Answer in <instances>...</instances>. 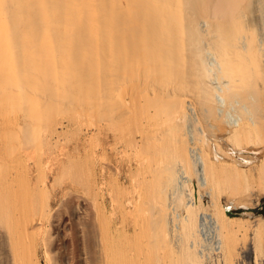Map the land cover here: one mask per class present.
Instances as JSON below:
<instances>
[{"label": "bare ground", "instance_id": "obj_1", "mask_svg": "<svg viewBox=\"0 0 264 264\" xmlns=\"http://www.w3.org/2000/svg\"><path fill=\"white\" fill-rule=\"evenodd\" d=\"M261 88L264 0H0V264H136L135 260L143 261L134 255L139 247L146 256V246L133 244L132 235L137 230L127 212L108 216L98 208L94 210L90 200L71 186L74 180L62 185L63 197H59L54 180H49V174L58 168L52 166V156L60 132L52 127V114L47 116L45 108L58 102L60 109L68 111L70 106L81 105L79 95L86 91L93 102L88 107L82 105L99 115L93 123L94 132L107 134L119 120L130 117L136 127L132 132L142 129L145 133L140 140L133 134L130 143L134 148L147 146L146 137H151L145 136L150 133L147 127L154 120L164 115L171 120L167 135H171L168 149L172 156L167 162L158 158L157 165L163 164L155 177L156 198L151 196L157 218L165 213L167 217H162L167 221L162 227V219L160 224L151 223L158 224L152 228L151 237L156 264H163L164 242L175 246L181 237L187 242L178 246L185 264H202L198 249L203 215L228 258L241 217L228 215L217 199L211 201V212L204 211L207 209L200 203L194 204L190 174L193 172L201 190L210 182L205 189L209 195L221 175H230L226 173L230 166L219 162V150L212 148L213 160H209L198 146L199 142L207 144L208 138L197 123L201 119L207 128L216 127L212 121L226 125V137L234 142L243 141L252 132L263 139ZM164 100L169 103L165 110L160 106ZM185 119L197 129L190 128L191 123L187 128ZM40 129L48 148L47 170L39 169L34 176L29 161ZM187 141H191L188 146ZM17 146L21 150L17 151ZM235 146L225 152L227 157L243 147ZM192 148L197 149L200 170L192 160ZM95 155L94 151L89 153V160L85 157L83 164L77 161L78 167L74 162L73 168L80 171L76 179L82 185L91 183L98 192V174L103 175L104 166ZM241 162L253 161L243 157ZM250 169L238 170L242 172L239 176H260L264 158L252 168L254 171ZM181 175L185 178L182 182ZM259 191L264 192V181ZM165 192H169L168 198ZM56 198L60 200L58 206H54ZM182 203L186 212L178 207ZM155 215V219L151 215L152 220H156ZM261 219L264 221V215Z\"/></svg>", "mask_w": 264, "mask_h": 264}, {"label": "rangeland", "instance_id": "obj_2", "mask_svg": "<svg viewBox=\"0 0 264 264\" xmlns=\"http://www.w3.org/2000/svg\"><path fill=\"white\" fill-rule=\"evenodd\" d=\"M261 89H263L261 91H263V93H264V88H261ZM86 95H87V98L85 99ZM89 95H90L89 91H86L85 93H83L82 97H81V93L79 95V98H81L80 101L85 104L84 106H87V107L90 106L91 103L93 102L92 101L93 97L90 98V97H88ZM188 98H189V96H188ZM84 99H85V102H84ZM86 100H88L89 103ZM90 101H92V102H90ZM165 101H167V100L162 101L161 102L162 105H160L161 107L164 106V107H162V108H164V110H165V107L167 106V104H169L168 101L167 102H165ZM57 103L58 102L52 103L54 105V106L52 105L53 109L51 108L52 106L49 108H45V109H46V114L48 113L47 116L50 115V113L52 114L49 116L50 120L52 119L51 121L55 122V125L53 122L51 123V124H53L52 127H54V128L56 127V129L60 132V136H59L60 140L57 142V146L55 147V150L53 151L54 153L52 156V158H54V165L52 164V166L53 167L57 166L58 168H57L55 173L49 174V180H51L52 182L54 180V182H55V185H56L55 188H56V192H57L58 196L63 197L62 190L64 187H62V185H64L65 183H67V185H69V182L72 183V180H74L75 182L72 183L71 186L76 187L78 192L79 193L81 192L80 194L85 195V197L88 198L87 200H90V203L92 205L91 207L94 210H96L98 208L97 211H99L100 213L104 212L103 214L108 215V216H111V215L120 216V214L122 215L125 212H127L128 213L127 217H129L130 222L133 224V226L137 230V232L132 235L133 244L135 246H139V245L143 246L144 245V246H146V251H147L146 256H145L144 251L140 247H139V249L137 248L136 249L137 254H134V255L137 256L138 260H143V261L138 263V261L135 260V263L136 264H156V260H155L156 248H154V246H152V243H151V240H152L151 237H153V233H152L153 229L152 228H154V226H155V228L158 227L157 225L160 224L159 220H161V219H162L161 224H160L161 226L160 225L159 226L162 227L165 224L167 225V221H165V220L163 221V218H167V217H165L166 216V213H165V216H164V214L162 215L163 218L162 217H161V219L157 218L158 215L157 216L155 215L157 212L154 213V210H153L154 206H151V205H153L152 199L156 198L155 195H153V192H154L153 188H155L158 185L157 180H156L157 178H155V177H157V174H159L157 172L159 171V168L163 164V162H167L169 157L172 156V155H170V151H169L170 149H168L170 146L169 144L171 141V138H170L171 135H167V133L170 134L169 132H171V131H169V125H168L169 123H171V120L167 116L165 117V115H164L163 119L166 122L163 119H161L162 117L159 119L156 118L157 121H159V123L161 124L160 127H158L159 123H157V121H155V120H154V124L153 123L152 124L156 128L152 129L151 128V126L153 127L152 124L150 125V127H147L148 130L150 131V133L146 132L147 134L145 136L151 134V137H150V135H149V137L147 136L146 140H147V138L148 139L150 138L151 141L148 140L150 142H147L145 140V144L147 146H145V145H144L145 147L143 146V148L145 149L144 150L142 147H139V146L134 148V147H132V144L130 143V139L133 138V134L135 133L132 131L135 130V128H136L134 126V123L131 122L132 119H130V117L119 120L118 121L119 123L118 122L116 123V128H115L116 130L115 129L107 130L106 131L107 134H103L101 132L100 133L94 132V130L96 131V129H95L96 126L93 123H95L99 120V115L97 114L95 109H93L95 111H94V113H92L93 111H91V112L87 111L88 108L87 107L85 108L82 105V103H81L82 106L79 105V103H78L79 107L77 104L73 105L72 107L68 106L69 110L67 111L66 108L60 109L58 107V104H60V103H58V104ZM55 105H57L56 107L59 109L55 108V110H54ZM59 106H61V108L66 107L64 105H59ZM81 107H82V109H81ZM50 108L52 110H50ZM70 108L72 110H70ZM168 108H170V107H168ZM45 109H44V111H45ZM47 109H49L50 112L47 111ZM64 110H66V111H64ZM167 110H169V109H166V111ZM97 115H98V118H97ZM167 118H168V120H167ZM160 120H161V122H160ZM187 121L188 120L185 119V122H187ZM58 122H59V125L57 124ZM193 122H195V121H193ZM198 122H200V123H197V121H196L198 126H200L203 129L205 136L208 138V143L203 144L200 142L198 143V141L196 143H198L199 147H202V149H204L203 152L208 155L209 160H213V156L211 155V154H213L212 148H214L215 150L217 149V152L219 150V153H217V155L219 156V160H220L219 162H225V164L228 163L227 164L228 166L227 165L226 166L228 168L230 166V169H228L226 171V173L229 172L230 175L229 174L225 175V173L224 174L222 173L223 175L220 176V182L218 183V185H215L213 187V189H212L213 191L209 190V192H210L209 193L210 196H209L208 194L205 195V192L208 189L210 182L207 183L208 184L206 186L207 189L202 188V190H201V188L196 184L195 176H192L193 172L190 174V170H191L190 167H189V169L186 168V169H188L187 172L191 175L190 177H192L191 178L192 179L191 180L192 201L194 204L200 203V204H202V206L206 207L207 210H204V211L211 212L213 209L211 201H213V199H215V200L217 199L216 202L220 203L223 207H225V206L230 207L229 211H225L228 215L241 217V219H237V221L239 220L240 222H237L235 220V222L240 223V225L238 224L239 230H237L233 236L234 237L233 238V248H232V252L229 255V257L225 258V255H224L223 251L221 250L222 251L221 264H264V223H263L264 221H262V219H261L262 216L264 215V192L259 191L263 185L264 173H261L260 176L256 174V175H253L251 177L244 178L242 176H239V174L242 172L241 171H240V173L238 172V170L244 171V170H246V169L248 170L250 168H251L250 170H252V168H254L260 162V160L262 158H264V137H263V139H261L262 137L261 138L255 137V136H257V134H254L255 135L254 136L252 134L253 133L252 132L250 135L245 136L247 138L243 137V141L245 139L244 142L241 141L242 139L240 140L243 143H241L240 141L234 142L232 140L234 142L233 143L231 141V139L226 137V130H227L226 125L219 124V123H216L215 121H212L216 125V127L215 128H213V127L207 128V127H205V122L203 120L199 119ZM190 123L188 121V125L186 124V127L189 126ZM60 124L63 125L62 128H59ZM191 124H193V126L190 127L191 126L190 125L189 127L194 130V128L196 126L194 127V123H191ZM161 126L164 129H162ZM137 128L139 129V127H137ZM183 128H185V125ZM146 129H145V131H146ZM196 129L197 128H195V130ZM139 130H142V129H139ZM139 130H138V133H135V134H138V137H137L138 140H140V138H141L140 135L143 136L145 134L143 130H142L143 133ZM37 132H38L37 136L35 137L34 142H33L34 146L33 145L31 146V155H33V156L31 157V160L29 161L30 165H32V167L34 169V176L37 174L39 169L47 170V167H46L47 152H45V151H47L48 148H47V145H45L44 141L42 140L43 130L40 129L39 131L37 130ZM140 132H141V134H140ZM151 132H153L154 136L152 135ZM156 133H157V135H159V134L160 135L155 136ZM103 135H105V136H103ZM260 136H261V134L259 135V137ZM155 137H157L158 139L161 138L162 140L159 139V141H158L157 138H155ZM164 137H166V138H164ZM153 138H155L156 140H154ZM167 138H168V140H167ZM186 138H185V140H186ZM163 141H164V144H163ZM213 141L217 145L216 144L214 145ZM0 142H1V139H0ZM190 142L191 141H187V146H188V143L191 144ZM238 142H239L240 146H239ZM1 143H0V148L2 147ZM236 144H238V145H236ZM152 146H154L155 149ZM233 146H235L234 147L235 149H236V147L240 148L242 146L244 148L242 147L240 150L239 149L235 150L236 153L234 151L232 153V154H234L233 156L231 154L230 157L229 156L227 157L226 156L227 153H225V152H227L229 147H233ZM249 149H251V150H249ZM16 150L17 151L21 150V147L17 146ZM247 150H249L250 152ZM93 151H94V154H96L95 157L102 164V166H104L103 175L98 174V183H99L98 190L99 191L98 192L96 191L97 193L94 192V190L92 189L91 183L89 184L90 185V187H89V185L87 183H85L87 185H85V184L82 185L83 184L82 181L80 179L79 180L76 179L77 175L79 178L80 174L77 172H80V171L78 170V168L77 169L73 168V165L75 167L78 164L77 161L82 162L84 160V162H85V157H86V159L89 160V153H92ZM240 151H241V153H240ZM252 151H257L258 153L256 154V152L253 153ZM162 152H163V154H162ZM155 153H156V155H154ZM157 153H158V155L159 154L160 155L158 156ZM248 153H250V154H248ZM255 154L257 157L256 161L254 160V158H256V157L253 156ZM153 155H154V157H153ZM227 155H229V154H227ZM66 156H69V158ZM150 157L152 158L151 161L149 160ZM161 157L163 158L161 160L163 162H161V163L159 162L158 165L159 164L160 165L158 166L157 162L160 160L158 158H161ZM223 157H225V158H223ZM243 157H245V159H250L253 161L251 163H248L249 165L251 164V166H249L245 162L244 163L241 162ZM39 158H42L41 159L42 162H40V163H38ZM57 159H59V160H57ZM97 159H95L96 162H97ZM238 160H240V161H238ZM62 161H63V163H62ZM95 161H94V163L96 164ZM74 162H76V165ZM81 162H79V163L80 164L84 163V162H82V163ZM147 164L149 166H147ZM254 164H256V165H254ZM155 165H157V166H155ZM66 166H68V168H65ZM76 167H78V165ZM112 167L114 169H112ZM233 167L237 168V169H235V168L234 169L237 170L238 173L235 170H233ZM62 169L65 171H63ZM66 169H68V170H66ZM72 170H74V171L76 170V171L72 172ZM233 171H235V172H233ZM252 171H254V170H252ZM73 173L74 174L76 173V174L74 175ZM79 181H81V182H79ZM155 183H157V184L155 185ZM153 185H155V186H153ZM232 186H234V187H232ZM203 189H204V191H203ZM166 191H168V190H166ZM202 191H203V193H202ZM165 193H166L165 198L166 197L168 198L169 192H168V194H167V192H165ZM151 196L153 198H151ZM95 197L98 199H96ZM57 199L59 200V198H56V200L54 201V206H58V204L60 203V200L58 201ZM98 201H99L100 205L98 204ZM239 203H241L243 205L240 204L241 205L240 207H235V208L232 207V204L237 206ZM178 207H181L183 210L185 209L183 206V203L180 204ZM149 212H151V213H149ZM185 212H182V215H185ZM162 213H164V212L162 211ZM141 215H142V217H140ZM151 215H153L152 219H155L154 218V215H155L157 221L152 220ZM142 218H144L145 220ZM152 222H154V223L158 222V224L152 226L151 225ZM139 224H140V226H138ZM117 225H120L119 221H118ZM142 225H144V228ZM139 227L141 230L139 229ZM149 229H151V230H149ZM138 230H140V231H138ZM150 231H151V233H150ZM180 236H179V239H180ZM147 239H149V240H147ZM185 239H184V237H181V239L179 241L177 240L178 242H180V244L177 242L179 245L176 244L175 246L171 243L164 242L165 245H163L164 247H163V249H161V253H162V255H164V256L161 255L163 257V258L161 257L163 264H185L186 263L184 261L183 257L181 256V253L179 252V249H178V246L182 247L184 244L187 243V242L181 241V240L185 241ZM148 244H150L151 247L150 246L147 247ZM201 262H202V264H204L203 261H201Z\"/></svg>", "mask_w": 264, "mask_h": 264}, {"label": "built area", "instance_id": "obj_3", "mask_svg": "<svg viewBox=\"0 0 264 264\" xmlns=\"http://www.w3.org/2000/svg\"><path fill=\"white\" fill-rule=\"evenodd\" d=\"M195 149L194 148L191 149V157L192 160L194 161L195 168L196 169L198 168L200 170L201 161L198 153L196 152L197 149L196 150ZM181 178L182 179H180V182H182L185 179L183 175H181ZM201 214L203 215L204 213ZM201 230H202L200 233L201 245L198 251L199 253H201L203 257V263L220 264L222 259V252L219 246V237H217L214 231L211 230L210 221L208 220V218L205 217V215L201 217Z\"/></svg>", "mask_w": 264, "mask_h": 264}, {"label": "water", "instance_id": "obj_4", "mask_svg": "<svg viewBox=\"0 0 264 264\" xmlns=\"http://www.w3.org/2000/svg\"><path fill=\"white\" fill-rule=\"evenodd\" d=\"M225 211H229L230 207L229 206H225Z\"/></svg>", "mask_w": 264, "mask_h": 264}]
</instances>
